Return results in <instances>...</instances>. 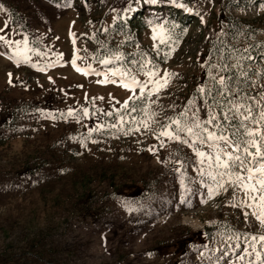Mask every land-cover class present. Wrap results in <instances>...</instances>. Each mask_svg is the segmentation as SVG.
Segmentation results:
<instances>
[{"label":"rangeland","instance_id":"374dc122","mask_svg":"<svg viewBox=\"0 0 264 264\" xmlns=\"http://www.w3.org/2000/svg\"><path fill=\"white\" fill-rule=\"evenodd\" d=\"M223 16L263 54L236 69L252 72L233 102L264 104V0H0V105L14 106L11 126L0 106V264H259L246 251L264 225L245 194L210 196L207 165L160 134L182 113L208 119L199 89L218 73L202 55L228 36ZM20 22L37 41L27 62Z\"/></svg>","mask_w":264,"mask_h":264},{"label":"snow or ice","instance_id":"6c2138e0","mask_svg":"<svg viewBox=\"0 0 264 264\" xmlns=\"http://www.w3.org/2000/svg\"><path fill=\"white\" fill-rule=\"evenodd\" d=\"M7 27L8 25L5 23V28ZM4 39V36H0V40ZM7 43H11V41H7ZM16 43L19 45L21 42L17 41ZM23 44L25 47L23 50L18 47L16 55H24V60L27 62L29 59L27 52L30 50L27 48L26 40L23 41ZM37 54L42 55V53ZM101 63L107 64L108 61L103 60ZM73 65L75 66V60H73ZM77 71H85V74H87L86 70L77 68ZM116 74L113 73V75ZM148 74L150 76L154 75L151 72ZM123 78V75H121V79ZM213 79L218 85L223 86L222 90L220 88L216 89L222 98L231 94V98L225 99V104L228 107L222 113L220 122H217L218 116L209 107L207 120L200 121L196 113H193V117L190 120L182 122V118L185 115L182 113L180 119L172 120L169 125L164 127L160 134L168 137L170 140L187 144L192 148L196 156L200 158V164L202 166L207 165L206 168L201 167L200 172L201 175H207L216 184V189L212 185H208L210 196L218 189L227 191L228 187H225V185H228L234 191H242L246 199L241 201V204L254 209L252 215L261 225H264V104L258 103L254 107L251 103H235L233 100L239 98V92L232 93L228 78L220 76L218 80L216 78ZM138 83L135 77H132L130 84H124V87L128 88ZM149 83L158 84L159 81H149ZM145 87L146 84L140 86V97L133 96L129 97V99L142 98L145 95ZM157 90L153 89V91ZM199 91L206 96H211L212 94L211 89L206 92L204 88H200ZM151 94V91L147 93L149 96ZM262 100H264V97H262ZM125 107H127V102H125ZM220 107L223 109L224 104H221ZM255 108H259V111L256 112ZM83 114L85 116L88 115L86 109ZM68 115H72L71 110ZM108 115H112V113H108ZM122 120L123 117H121ZM224 123L228 124L227 129L224 128ZM209 124H213L217 131H209L206 127ZM250 124L254 125V127H250ZM173 125L175 127L170 131L169 129ZM197 144L209 145L214 148V151H201L197 148ZM226 148L231 150L226 151ZM251 240L250 246L252 252L247 253L245 250L246 254L252 255L254 253L256 261L259 264H264V257H262L261 252L256 250V244L264 242V235H260L258 239L256 236H253ZM239 259L243 261L245 256H240Z\"/></svg>","mask_w":264,"mask_h":264},{"label":"trees","instance_id":"16d2710c","mask_svg":"<svg viewBox=\"0 0 264 264\" xmlns=\"http://www.w3.org/2000/svg\"><path fill=\"white\" fill-rule=\"evenodd\" d=\"M8 11L10 14V21L11 23H16V14L15 9L11 6H8ZM223 20V23L227 26V37H223L221 34L210 38L207 40V45L204 50V54L202 57L210 60H214V68L216 72L218 73V76L216 80L220 76H225L228 78L229 86L232 89V93L239 92V98L235 99L233 101L242 100L243 98L240 96L242 94V91L247 85V77L249 76L250 72H252L251 68L247 70L246 76L242 75L239 82L235 80L236 75V69H242L247 67L249 63H255L257 60H252L253 57H250L251 55H255L257 57H262L263 54L261 52H253L250 48L252 44L248 40H244L243 44L241 42H236L234 39L235 32H239L242 29H244V26H246L245 22L239 19H234L231 17H225L223 16L221 18ZM118 26V25H117ZM19 27L25 32L27 43L29 45H37V41L33 37L32 32L29 29V26L26 22H20ZM255 46V45H253ZM259 51V50H258ZM258 59V58H257ZM217 88L223 89V86L218 85L216 81L211 80L210 86L206 88V92L208 90H212L211 96H206L204 93H201L200 96L202 98L203 103L205 104L206 108L209 109L211 107L214 111V113L218 116V121L220 122V114L222 112V108L220 107L221 104H225V99L231 98V94H229L227 97L222 98L220 93L216 91ZM253 94V92L246 91L244 94ZM214 98V99H213ZM246 103V102H244ZM1 106V110H6V116H3L1 125L3 126H11L12 122V113L14 106L9 105L6 107ZM228 106V105H227ZM224 109V108H223ZM46 110H50L49 107H46ZM98 125V122L96 121L93 126ZM224 128H228V124L224 123ZM200 232H196V234H199Z\"/></svg>","mask_w":264,"mask_h":264}]
</instances>
